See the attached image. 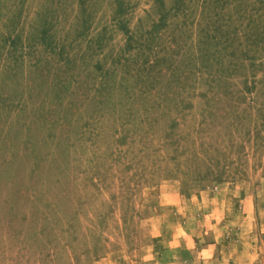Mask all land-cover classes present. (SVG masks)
<instances>
[{
    "label": "rangeland",
    "instance_id": "374dc122",
    "mask_svg": "<svg viewBox=\"0 0 264 264\" xmlns=\"http://www.w3.org/2000/svg\"><path fill=\"white\" fill-rule=\"evenodd\" d=\"M207 1L0 0V264H264V150L207 138L214 180L185 149L264 90V48L213 79L239 22Z\"/></svg>",
    "mask_w": 264,
    "mask_h": 264
},
{
    "label": "trees",
    "instance_id": "16d2710c",
    "mask_svg": "<svg viewBox=\"0 0 264 264\" xmlns=\"http://www.w3.org/2000/svg\"><path fill=\"white\" fill-rule=\"evenodd\" d=\"M204 3L203 10L205 11V5L208 3L207 0H202ZM214 4V6H222L225 7V1L223 0H211ZM234 6V11L231 13L229 18L230 24H237L233 27V29L230 32L231 37V48L229 55L234 56V59L231 58L228 61V65L230 67L228 68V71H225V67H220L217 71L218 77H213V79L216 81L218 79H221L223 76V81H231L229 79H233L235 77V71L236 66L238 63V57L235 55V52H238L239 54L245 56L248 50H252L254 53L259 52L261 49L264 48V0H243L240 2V0H229V4ZM257 4V5H255ZM223 9H214V11L211 13V17L213 16H219L220 17V11ZM244 29L243 32H240L241 35L244 36V39L242 41L238 40L239 37V31L240 29ZM224 41L229 40V36L225 34L223 37ZM239 45H242L243 49H240ZM244 46L246 47V51H244ZM221 59V58H220ZM250 59H255L253 56H250ZM210 74V73H209ZM247 89L249 87H241L240 89H237V91L233 93H237L238 96H229V92L227 90H223L222 97L217 98L216 101H213V103L216 102H225L227 99H229V103L226 105L227 109L226 112H219L218 108H216V111H213L211 109H207L208 116H206L199 124V128L196 129V136L199 138V143L194 144V139L191 140V145H187L186 141H188V138L185 139V149L190 148V155H191V161L190 168L192 172L198 173L197 175H208L212 176V179L214 180H220L222 171L220 168L218 169L217 166L221 162L219 159L213 160V157L215 156L217 152L218 146L215 148V146L212 143H208L207 146H205V143L207 138L213 137L215 139L218 138V135L222 137V134H233L235 129V132L239 133V127L235 126V122L237 121L238 124H240L241 127H244V136L241 137V141L239 143H236L237 151L240 152V145L241 148L245 149V142H248L250 144V141H252L253 150L257 155L261 154V152L264 150V90L261 89L259 91L260 95H262L261 105L259 107H255V105L252 103V97L249 98V102L245 104L244 107H242L240 98H245ZM177 99L172 98V100ZM171 101V100H170ZM177 102V100H175ZM217 104V103H216ZM158 104L149 105L158 107ZM170 103L166 105V109H163V115L168 116L171 111V107L169 106ZM176 106V112L182 113L184 110V106L181 105V103L175 104ZM217 106V105H215ZM225 107V105H224ZM148 108V107H147ZM154 108V107H153ZM217 113V114H216ZM224 115L227 116V118H230V121H226ZM217 117L219 118V121L217 122V125L215 127H212L211 129H208V124L205 123L207 121H211V117ZM210 117V119H207ZM174 118V117H173ZM242 120H245V122H242ZM234 126V127H233ZM210 130V131H209ZM207 131L204 135H201L200 133ZM172 138V136L169 134L167 135V139ZM218 140V139H217ZM177 140H175L176 142ZM193 141V142H192ZM189 142V141H188ZM179 142L176 143V145ZM190 143V142H189ZM243 145V146H242ZM199 146V148L195 147ZM212 146V147H211ZM243 149V151H244ZM218 153V152H217ZM219 155V154H218ZM197 166H201V169L203 168V172L199 173ZM216 166V167H215ZM193 168V169H192ZM14 210L13 208H11ZM12 219L16 221L15 214L11 215ZM32 222H35L37 219H30ZM31 221L27 225H30Z\"/></svg>",
    "mask_w": 264,
    "mask_h": 264
}]
</instances>
